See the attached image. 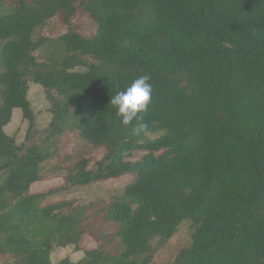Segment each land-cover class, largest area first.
<instances>
[{
    "label": "trees",
    "instance_id": "16d2710c",
    "mask_svg": "<svg viewBox=\"0 0 264 264\" xmlns=\"http://www.w3.org/2000/svg\"><path fill=\"white\" fill-rule=\"evenodd\" d=\"M76 14L93 34L34 39L50 18L69 27ZM145 74L147 127L134 133L109 100ZM29 82L50 102L40 137ZM16 108L28 122L20 144L4 131ZM71 134L103 150L94 167L59 154ZM55 157L67 162L53 166L62 184L32 191ZM125 174L107 203L61 197ZM186 220L190 243L169 264H264V0H0V259L157 264L151 241ZM84 235L95 247L81 259L51 261Z\"/></svg>",
    "mask_w": 264,
    "mask_h": 264
},
{
    "label": "rangeland",
    "instance_id": "374dc122",
    "mask_svg": "<svg viewBox=\"0 0 264 264\" xmlns=\"http://www.w3.org/2000/svg\"><path fill=\"white\" fill-rule=\"evenodd\" d=\"M9 1V0H8ZM69 28L75 30L83 36H90L93 34L95 26L85 15L76 14L72 19L71 25H65L59 17H52L46 23L39 27L34 33V39L41 38L54 39L59 35L65 33ZM47 53L44 47H40L34 55L39 61H42ZM77 71H84L83 67L75 68ZM28 100L36 119V128L38 137L41 136L43 129L50 121L51 114L49 112L50 102L48 101L44 89L33 82L28 83ZM28 122L22 117L20 109L12 113L11 120L4 127L5 133L15 137L16 143L20 144L25 140ZM150 138L157 137V134H148ZM58 152L61 156H68L69 163H73L80 157L89 158L91 160L90 167H94V162L103 155L102 149H94L86 144L76 135H65L61 137L58 143ZM144 153L136 151L133 153L131 159L137 160L142 157ZM65 162L59 161L58 157L46 162L43 168L45 180L32 185V191H42L50 187H57L62 184V179L59 176L56 168L53 166L65 167ZM63 164V165H62ZM59 166V167H60ZM58 174V175H57ZM131 180V174H125L119 178L109 179L90 183L87 186H78L63 193L61 197L67 198L74 204L85 205L92 201H99L101 204L107 203L113 199L114 196L122 194L124 186ZM192 224L189 220L182 222L176 232L166 240L155 238L150 243L149 254L152 255L153 261L157 264H169L173 261L176 254L190 243V235L192 232ZM95 247V242L88 235H84L79 248L74 245L55 246L51 252V261L58 263L64 258H68L73 262L78 261L83 257V250ZM8 260L0 259V264H7Z\"/></svg>",
    "mask_w": 264,
    "mask_h": 264
},
{
    "label": "clouds",
    "instance_id": "9594fccd",
    "mask_svg": "<svg viewBox=\"0 0 264 264\" xmlns=\"http://www.w3.org/2000/svg\"><path fill=\"white\" fill-rule=\"evenodd\" d=\"M150 76L145 74L132 80L123 91L116 92L109 100V104L116 108L124 126L133 124L134 133L143 131L147 125L143 114L147 112L152 98Z\"/></svg>",
    "mask_w": 264,
    "mask_h": 264
},
{
    "label": "crops",
    "instance_id": "0c3cea01",
    "mask_svg": "<svg viewBox=\"0 0 264 264\" xmlns=\"http://www.w3.org/2000/svg\"><path fill=\"white\" fill-rule=\"evenodd\" d=\"M15 110H17V108L13 110V113H15Z\"/></svg>",
    "mask_w": 264,
    "mask_h": 264
}]
</instances>
